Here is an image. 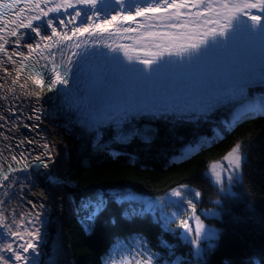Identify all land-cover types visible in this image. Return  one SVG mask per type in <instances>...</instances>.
Here are the masks:
<instances>
[{
  "label": "snow or ice",
  "instance_id": "obj_1",
  "mask_svg": "<svg viewBox=\"0 0 264 264\" xmlns=\"http://www.w3.org/2000/svg\"><path fill=\"white\" fill-rule=\"evenodd\" d=\"M112 2L117 6L116 10L102 15L97 8L101 0H0V65L5 62L19 65L17 79L12 84L17 85L20 75L25 74L26 81L19 84V87L24 89L27 80H31L34 86L32 95L37 103L32 109V115L26 117L35 123H25L23 109L10 102L19 99L15 89L9 90L10 96L0 95V99L6 101L5 111L8 113L7 116L0 114V129L18 130L22 125L29 133L36 132L40 137L39 141L28 136L18 140L15 144V149H21L18 153L11 145L6 146L9 153L7 156L0 151V197H3L0 198V264H41L40 244L46 224L42 210L45 205H37L28 200L31 210L21 212L18 217L15 211L6 215L3 205L13 195L10 190L19 182L17 172L27 171L33 164L47 169L54 161L45 134L38 131L42 113L39 102L44 93L58 92L63 88L65 95L76 103L78 90L69 89V76L78 62L77 58L84 56L89 49L102 47L113 54L122 53L127 63L118 55H112L109 60L112 66L110 75H118L138 84H150L156 82L166 70L175 68L178 61H199L212 48L243 41L244 57L241 65L231 70L229 91L224 92L215 84L203 86L195 99L198 107L192 109L197 119L206 116L217 103L231 99L232 93H237L243 102L248 99L249 87L257 81L264 84V0ZM21 3L24 7H18ZM89 8L90 12L84 11ZM41 25H46L50 30L48 34H45ZM29 32L34 34L31 43L27 42ZM117 38L132 40L133 43H118ZM6 46H11V55ZM22 49H27V52ZM253 115L264 117V100L257 104L249 102L245 110L224 122L222 129L215 130L211 142L222 139V134L229 131L230 127L242 118ZM132 135L141 134L137 130ZM0 137L8 139L3 131H0ZM142 139L145 143L151 142L150 136L144 135ZM26 143L41 149L38 155L32 157L31 162L29 154L23 150ZM208 143L207 137H202L194 146L189 147L202 149ZM247 150L245 140L238 139L223 157L210 162L207 171L220 191H224L225 179L232 184L240 177ZM46 179L54 186L62 182L51 175ZM109 197L121 205L125 200L132 199L98 192L95 198H86L79 204L75 200L70 202L78 216L84 213L81 224L86 232L92 230L96 218L107 209ZM167 197L168 205L177 210L156 222L165 231H170L168 226L172 223L182 229L173 234L182 244L189 246V256L197 264H204L203 257L215 247L216 233L209 231L197 214L194 201L200 199L201 192L190 191L189 185L180 184L172 188ZM164 203V199L160 198L154 204L150 203L149 209L163 206ZM182 205H187L182 210L183 214ZM140 212L126 211L122 212V216L129 218ZM210 214L215 215L211 210ZM112 222L115 223L114 218ZM137 241L138 247H133L127 255L121 256L119 261L113 260L111 264H160L158 253L146 247V242L141 238L138 237ZM160 244L171 257L165 264H190L175 252L172 245L166 241H160ZM50 264H58V261L50 257Z\"/></svg>",
  "mask_w": 264,
  "mask_h": 264
},
{
  "label": "trees",
  "instance_id": "obj_2",
  "mask_svg": "<svg viewBox=\"0 0 264 264\" xmlns=\"http://www.w3.org/2000/svg\"><path fill=\"white\" fill-rule=\"evenodd\" d=\"M232 110L225 107L208 116V120L202 117L197 121L169 116L135 118L120 131L126 137L123 140L113 136V129L102 130L99 141L84 128L58 129L66 148L65 178L72 184L65 192L71 200L79 204L86 198H95L98 192L138 198L127 199L121 205L109 197L107 209L88 232L81 224L84 213L78 216L74 211L64 224L71 264H102L115 245L138 237L158 253L161 264L171 257L160 241L172 245L190 264H197L189 256V246L173 234L182 229L172 223L168 226L170 231H165L156 222L172 207L166 205L165 210L151 212L140 200L164 198L180 184L201 192L200 199L194 201L198 213L203 209L216 214H200L205 225L217 230L215 247L203 257L204 264H264V117L245 120L212 143L215 130L223 128ZM137 130L141 135H132ZM144 135L151 137L150 143L143 141ZM202 137L209 141L206 147L180 162L168 160ZM238 139L245 140L248 147L245 166L231 193L223 194L207 177V169ZM110 150H117L118 155L112 156ZM132 210L140 214L122 216V212Z\"/></svg>",
  "mask_w": 264,
  "mask_h": 264
},
{
  "label": "bare ground",
  "instance_id": "obj_3",
  "mask_svg": "<svg viewBox=\"0 0 264 264\" xmlns=\"http://www.w3.org/2000/svg\"><path fill=\"white\" fill-rule=\"evenodd\" d=\"M101 2L106 4V6L98 8L102 15H108L117 8L112 0H101ZM18 7H24L23 3L18 5ZM84 11L90 12L91 9H84ZM253 13H255V10H253ZM53 19H56V17H53ZM41 27L44 29L45 34H48L50 30L46 28V25H41ZM133 27H136V25H133ZM33 36L34 34L29 32L27 42L31 43ZM109 42L112 41L109 40ZM117 42L125 44L133 43L132 40L121 38H117ZM235 46H237L236 43H229L226 47H216L210 49L209 51H217L219 49L226 50L227 47L235 48ZM6 47H8L9 55H11V46ZM22 50L27 52V49ZM240 50L244 54V49ZM112 55H118L122 61L127 63V61L124 60L122 53L113 54L102 47L89 49L84 56L77 58L78 62L74 65L73 72L69 76V89L78 90L75 104L65 95L63 88H61L58 92H46L43 94V98L39 102V107L42 109V113L38 131L45 134V139L51 146L54 161L47 169L38 168L33 164L27 171L16 173V176L19 178V182L13 189L10 190L13 195L11 198H7L5 204L3 205L6 215H11L13 211H15L18 217L21 212L30 211L31 205H29L27 201L32 200L33 203L37 205L41 203L45 205L42 211L44 213V220L47 224L50 220V214L52 213L51 207L53 202H59L66 213L73 208L70 203L71 197L62 196V193H60L57 189L58 186L52 185L46 179L49 175H51L62 181L61 177L63 176L62 173L65 169L64 164L66 156L64 155V149L60 145L59 141L54 138L53 133L49 130V124L52 119L61 120L67 117H84L90 113L89 108L93 105L103 108V106L110 105L115 102L120 103V97H141L148 100L154 97L155 99H163L164 96H166V93L170 96L174 94L175 96L181 97L188 94L194 88L201 89L203 86L208 84H215L222 91L228 92L231 70L235 67H239L243 60V57L237 56L230 57L232 59H219L217 56H206L199 61H188V59L182 62L178 61L179 67L186 68L187 70L175 72L165 71L154 83L138 84L126 81L118 75H110L112 66L109 63V60ZM13 59L15 60L17 58L13 57ZM206 68L211 70L206 71ZM5 69H7V71H5ZM18 69V64L13 65L5 62L0 65V86H2L0 87V95L10 96L11 93L9 90L14 88L15 95L18 96L19 99H12L10 102L16 104L18 108L23 109L25 123H35V121H29L26 119L27 116L32 115V109L37 106L36 99L32 95V88L34 86L32 85L31 80H27L26 87L21 89L19 84H24L26 81V76L22 73L19 77V83L15 86L12 84V81L17 79ZM97 77L99 79H95ZM216 78L225 79V81L220 79L217 80ZM254 86H264V84L257 81L254 85L247 89V94H250V89ZM231 97L232 99H236L237 97V99H239L237 93H232ZM262 100L264 99L261 97L258 99L252 97L251 100L245 101L240 105H233L232 113L234 112L237 114L238 112L245 110L248 107L249 102L257 104ZM219 105L220 104L217 103L215 106ZM5 106L6 101L0 99V114L7 116L8 113L5 111ZM127 113L117 115V112L114 111L110 114L125 118ZM232 113L230 118L233 115ZM17 114H19V112ZM10 127L11 125H9V128ZM0 131H3L5 136L8 137L7 140L0 137V151H3L5 156L9 154L6 147L7 145H11L18 153L21 149H15V144L18 140L24 139L25 136L34 138L37 141L40 140V137L37 136L36 132L29 133L22 125L18 130L12 129L9 131L7 129H0ZM23 150L26 154H29L30 162L32 157L38 155L41 151V149L27 143L24 145ZM110 154L112 156H116L118 155V151L110 150ZM168 160L170 161V157ZM21 185H23V188H21ZM71 186L72 184L70 183V187ZM46 224L44 226V233L47 227ZM44 239L45 238H43L40 244V253L44 246ZM53 253L55 255L54 258L58 261V264H71L68 237L64 229L61 236L57 237ZM39 260L41 262V257H39Z\"/></svg>",
  "mask_w": 264,
  "mask_h": 264
},
{
  "label": "rangeland",
  "instance_id": "obj_4",
  "mask_svg": "<svg viewBox=\"0 0 264 264\" xmlns=\"http://www.w3.org/2000/svg\"><path fill=\"white\" fill-rule=\"evenodd\" d=\"M219 80L220 78H216ZM225 81V79H220ZM191 90V89H190ZM200 88H194L192 89L188 94H185L184 96L178 97L169 94H165L163 99H144L141 97H120V103L115 102L110 105H105L102 107L93 105L90 107V113L87 114V116L84 117H67L61 120H51L49 124V130L53 133L54 138H56L57 141H59L60 145L64 149V155L66 154V148L62 144L61 140L59 139L58 133L60 132L58 129L62 128H69L73 126H77L80 128L86 129L90 134H93L96 136L97 140H101L103 137L102 130H110L113 129L114 132V137L117 138V140H123L126 137L120 132L123 130V128L128 124L131 123V121L135 118H143L147 116H155V117H178V118H190L195 121L200 120V118L204 117L208 120V118L217 110H221L225 107L227 108H233V105H240L245 101L251 100L252 97H258V98H263L264 99V86H254L250 89V94H247V100L241 101V99H226L222 102H219V106H215L212 111L208 112L206 116H200L199 119L195 118L196 117V112L193 111L192 109L195 107H198V105L195 103V99L198 96L200 92ZM225 92V91H224ZM191 98V99H190ZM187 101V102H186ZM163 106V107H162ZM116 111L117 115L120 114H126L127 116L125 118H121L117 115H111L110 113ZM127 111V112H126ZM125 112V113H122ZM209 116V117H208ZM98 124V125H97ZM97 125V126H96ZM187 146V145H186ZM185 148V147H184ZM182 148V149H184ZM177 154V153H176ZM63 155V156H64ZM174 155V154H173ZM172 156V155H171ZM65 165V164H64ZM219 171V169H217ZM62 183L58 185L57 189L60 193H62V196L64 197H69L68 194H66V184L70 182L66 180L65 178V169L64 172L62 173ZM207 177L211 181V183L218 188L213 183L212 177L210 174L206 173ZM240 178V177H239ZM239 178L237 180H239ZM236 180V181H237ZM64 182V183H63ZM235 182V181H234ZM229 184L227 180H224V191H219L223 194H230L231 193V187L234 184ZM190 190V189H189ZM192 191V190H190ZM132 199H138V198H133ZM165 203L163 206L157 205L156 207H153L149 209V204L152 203L154 204L158 199L156 200H149V199H140L141 203H143L144 207L146 210H149L151 212L155 210H165L163 207L168 205V197L163 198ZM71 200V199H70ZM72 201V200H71ZM172 208L167 209L168 213L170 214L172 211L177 210L174 206H171ZM187 205H182L181 206V214H183L182 210L186 209ZM52 213L50 214V220L47 222V227L45 230V236H44V246L41 251V264H50V257H54L53 253V248L56 243L57 237L61 236V233L63 232L64 229V224L65 221L68 220L72 215H68L63 210L62 205L59 202H53L52 207H51ZM197 210H199L197 208ZM201 210V209H200ZM213 211V210H211ZM215 213V211H213ZM74 213V211H73ZM164 214L161 217L167 215ZM197 214L200 216H215L210 214V211L207 210H201L200 213L197 212ZM209 231L215 232L217 234V230L215 228L209 227L206 225ZM139 243L137 239H133L132 241L128 242H122L117 245H115L107 254V256L104 257L102 264H111L113 260L119 261L121 259V256L127 255L129 251L133 247H138ZM147 247V245H146ZM161 264V263H160Z\"/></svg>",
  "mask_w": 264,
  "mask_h": 264
},
{
  "label": "water",
  "instance_id": "obj_5",
  "mask_svg": "<svg viewBox=\"0 0 264 264\" xmlns=\"http://www.w3.org/2000/svg\"><path fill=\"white\" fill-rule=\"evenodd\" d=\"M258 99V97H255V99ZM233 115H232V117L229 119V121L230 120H232V118L236 115V113H232ZM256 117H262V116H260V115H253V116H250V117H248V118H242L237 124H235L234 126H232V127H230V130L229 131H227V132H230V131H232L233 129H234V127L236 126V125H238L239 123H241V122H243V121H245V120H248V119H253V118H256ZM224 124V123H223ZM194 146L195 144H189V145H187L184 149H181L177 154H174V155H172V156H170V161L171 162H174V163H177V162H180V161H182V160H184V159H186V158H188V157H190L191 155H193L194 153H196V152H198L199 151V149L198 148H196V147H192V148H190L189 146ZM66 186L67 187H70V184L69 183H67L66 184ZM73 208H72V210H70V211H67V212H69V213H67V214H70V215H72L73 214Z\"/></svg>",
  "mask_w": 264,
  "mask_h": 264
}]
</instances>
